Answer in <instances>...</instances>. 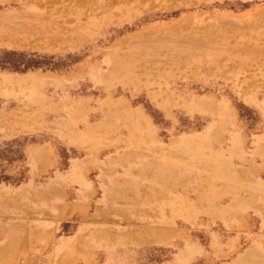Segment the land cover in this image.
I'll list each match as a JSON object with an SVG mask.
<instances>
[{"label":"rangeland","instance_id":"374dc122","mask_svg":"<svg viewBox=\"0 0 264 264\" xmlns=\"http://www.w3.org/2000/svg\"><path fill=\"white\" fill-rule=\"evenodd\" d=\"M0 0V264H264V0Z\"/></svg>","mask_w":264,"mask_h":264},{"label":"trees","instance_id":"16d2710c","mask_svg":"<svg viewBox=\"0 0 264 264\" xmlns=\"http://www.w3.org/2000/svg\"><path fill=\"white\" fill-rule=\"evenodd\" d=\"M24 55L21 51L16 50H3L0 54V63H9L11 66L16 67L19 63H22V60H19V57Z\"/></svg>","mask_w":264,"mask_h":264},{"label":"bare ground","instance_id":"6f19581e","mask_svg":"<svg viewBox=\"0 0 264 264\" xmlns=\"http://www.w3.org/2000/svg\"><path fill=\"white\" fill-rule=\"evenodd\" d=\"M61 1H64V0H61ZM114 1V0H113ZM117 1H119V2H123V1H125V0H117ZM142 1H145V0H142ZM152 1V0H151ZM154 1V0H153ZM163 1H170V0H163ZM182 1H185V0H182ZM181 0H180V2H182ZM188 1V0H187ZM95 1L94 0H76V4L77 5H88V4H92V3H94Z\"/></svg>","mask_w":264,"mask_h":264}]
</instances>
